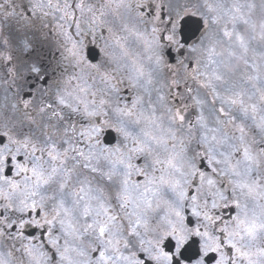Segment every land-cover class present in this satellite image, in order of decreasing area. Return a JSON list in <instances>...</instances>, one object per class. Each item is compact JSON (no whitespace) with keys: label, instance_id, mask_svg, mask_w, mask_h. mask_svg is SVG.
Listing matches in <instances>:
<instances>
[{"label":"snow or ice","instance_id":"snow-or-ice-1","mask_svg":"<svg viewBox=\"0 0 264 264\" xmlns=\"http://www.w3.org/2000/svg\"><path fill=\"white\" fill-rule=\"evenodd\" d=\"M0 264H264V0H0Z\"/></svg>","mask_w":264,"mask_h":264},{"label":"flooded vegetation","instance_id":"flooded-vegetation-1","mask_svg":"<svg viewBox=\"0 0 264 264\" xmlns=\"http://www.w3.org/2000/svg\"><path fill=\"white\" fill-rule=\"evenodd\" d=\"M37 54L43 64L54 63L55 47L51 44H45L37 49Z\"/></svg>","mask_w":264,"mask_h":264}]
</instances>
